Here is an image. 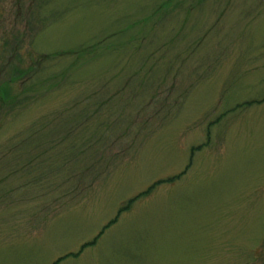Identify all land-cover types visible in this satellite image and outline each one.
Segmentation results:
<instances>
[{
  "label": "rangeland",
  "instance_id": "rangeland-1",
  "mask_svg": "<svg viewBox=\"0 0 264 264\" xmlns=\"http://www.w3.org/2000/svg\"><path fill=\"white\" fill-rule=\"evenodd\" d=\"M0 264H264V0H0Z\"/></svg>",
  "mask_w": 264,
  "mask_h": 264
},
{
  "label": "trees",
  "instance_id": "trees-1",
  "mask_svg": "<svg viewBox=\"0 0 264 264\" xmlns=\"http://www.w3.org/2000/svg\"><path fill=\"white\" fill-rule=\"evenodd\" d=\"M20 75H22V76H25V75H26V73H24V72H21V74H20ZM20 75H19V76H20Z\"/></svg>",
  "mask_w": 264,
  "mask_h": 264
}]
</instances>
